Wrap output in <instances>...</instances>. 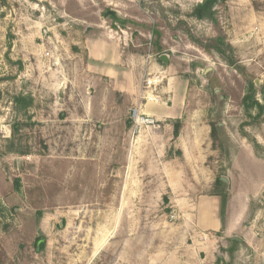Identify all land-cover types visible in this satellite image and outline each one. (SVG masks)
<instances>
[{
  "label": "rangeland",
  "instance_id": "1",
  "mask_svg": "<svg viewBox=\"0 0 264 264\" xmlns=\"http://www.w3.org/2000/svg\"><path fill=\"white\" fill-rule=\"evenodd\" d=\"M206 1L0 0V264H183L168 251L175 198L228 200L238 146L264 169V0ZM93 42L108 58L93 59ZM153 56L163 87L173 73L188 81L192 122L210 125L201 188L138 172L173 150L152 137L163 122L134 118ZM248 201L250 244L226 264H264V185Z\"/></svg>",
  "mask_w": 264,
  "mask_h": 264
},
{
  "label": "crops",
  "instance_id": "2",
  "mask_svg": "<svg viewBox=\"0 0 264 264\" xmlns=\"http://www.w3.org/2000/svg\"><path fill=\"white\" fill-rule=\"evenodd\" d=\"M97 45L99 44L93 42L88 46L93 59L108 58L109 51ZM154 60L156 61V58L153 56L139 67L143 74L148 70L158 71L162 68L159 63H153ZM112 73L111 69L103 72L104 75ZM127 76L130 78L131 73H127ZM188 91V81L181 79L179 74H169L166 85L161 90L166 101L146 104L143 109L144 113L163 122V125H154L160 129L152 137L167 146L170 144L173 150L166 163L157 165L159 168L155 169L156 166L153 165V168L138 169V172L159 171V174L163 175L159 186H165L172 192L176 189L201 188L207 184L209 173L214 174L207 166V148L211 144L207 133L210 132V125L203 121L192 122V113L187 102ZM176 122L180 123V128L175 136L173 126ZM228 168L230 194L224 216L220 213L221 198L213 193H206L195 199L180 197L174 200L173 211L180 221L167 225L168 251L175 246V252H182L183 264H226L228 259L232 261V258L234 260L239 255L244 243L250 244L249 227L245 223L249 213L248 200L250 195L257 196L264 185L262 161L256 157L253 150L245 145L238 146L231 151ZM190 173L197 174L195 180ZM144 180L145 178L136 184L144 186ZM152 180L153 178L150 181ZM203 234L208 238L205 241L201 239Z\"/></svg>",
  "mask_w": 264,
  "mask_h": 264
},
{
  "label": "built area",
  "instance_id": "3",
  "mask_svg": "<svg viewBox=\"0 0 264 264\" xmlns=\"http://www.w3.org/2000/svg\"><path fill=\"white\" fill-rule=\"evenodd\" d=\"M162 71L147 72L142 80L141 91L145 100V105L149 103H159L162 101L161 90L165 76ZM144 105V106H145ZM135 122L139 124L155 125V117L142 112V107L134 109ZM202 240H207V235H201Z\"/></svg>",
  "mask_w": 264,
  "mask_h": 264
},
{
  "label": "trees",
  "instance_id": "4",
  "mask_svg": "<svg viewBox=\"0 0 264 264\" xmlns=\"http://www.w3.org/2000/svg\"><path fill=\"white\" fill-rule=\"evenodd\" d=\"M210 1L212 2L214 0H210ZM217 51H219L221 54L224 53V51H222L220 48H217ZM242 104L246 110H250L251 107H253L254 105L260 106L258 100L254 99V96L250 90H248L247 94L243 97ZM179 128H180V123L176 122L175 129H174L175 136L178 135ZM244 135L247 136L246 134ZM211 137H212L213 142L215 141L217 137V127L214 124H211ZM220 184H223V181L220 179V177H217L215 180V186H219ZM213 194L221 198L220 213H221V216H224L225 211H226V203H227L226 192H223L221 190V191L214 192Z\"/></svg>",
  "mask_w": 264,
  "mask_h": 264
},
{
  "label": "water",
  "instance_id": "5",
  "mask_svg": "<svg viewBox=\"0 0 264 264\" xmlns=\"http://www.w3.org/2000/svg\"><path fill=\"white\" fill-rule=\"evenodd\" d=\"M162 59L167 61V57L166 56H162ZM221 180L225 182L226 178L225 177H221ZM235 239H238V238H235Z\"/></svg>",
  "mask_w": 264,
  "mask_h": 264
},
{
  "label": "flooded vegetation",
  "instance_id": "6",
  "mask_svg": "<svg viewBox=\"0 0 264 264\" xmlns=\"http://www.w3.org/2000/svg\"><path fill=\"white\" fill-rule=\"evenodd\" d=\"M210 3H211V1H210V0H207L206 3H205L204 5H205V6H209ZM198 12L200 13V10H198Z\"/></svg>",
  "mask_w": 264,
  "mask_h": 264
}]
</instances>
